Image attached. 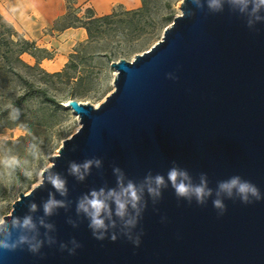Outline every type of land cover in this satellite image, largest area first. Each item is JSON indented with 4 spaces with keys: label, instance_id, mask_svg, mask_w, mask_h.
<instances>
[{
    "label": "water",
    "instance_id": "water-1",
    "mask_svg": "<svg viewBox=\"0 0 264 264\" xmlns=\"http://www.w3.org/2000/svg\"><path fill=\"white\" fill-rule=\"evenodd\" d=\"M179 9L147 50L110 62L113 89L97 106L63 104L79 127L3 216L0 239L28 242L0 249V264H264V6L181 0ZM87 161L83 179L71 173L72 163ZM172 169L204 187L202 200L176 194ZM53 175L65 182L63 195ZM157 176L164 183L154 195ZM233 178L253 185L259 198L248 193L245 201L239 185L221 188ZM129 183L137 208L129 205L120 218L110 200L106 230L94 235L80 200ZM50 199L61 206L46 214ZM26 217L35 227L23 226Z\"/></svg>",
    "mask_w": 264,
    "mask_h": 264
},
{
    "label": "rangeland",
    "instance_id": "rangeland-1",
    "mask_svg": "<svg viewBox=\"0 0 264 264\" xmlns=\"http://www.w3.org/2000/svg\"><path fill=\"white\" fill-rule=\"evenodd\" d=\"M180 2L181 0H150L149 13L134 17L138 20L134 29L124 22L102 24V32L75 44L58 70H49L44 62L41 63L43 59L49 58L40 61L39 66L45 71H62L61 75L47 76L39 70H33V77L30 79L45 86L48 93L60 100L62 105L66 99L75 98L97 106L113 89L115 69L110 62L120 58L131 60L135 54L147 50L157 42L163 29L170 24L171 17L180 14ZM68 6L79 9L78 15H82L85 8L71 3ZM114 10L120 13L127 9L117 6ZM119 18L129 17L121 13L115 17ZM52 29L54 28L50 26L44 31L51 34ZM37 45L46 48L52 55L50 58L54 56V46ZM72 53L71 62L74 66L68 67ZM31 57L22 54L23 60L29 64L35 61ZM19 88L10 79L0 80V156L16 155L21 159V167L15 171L0 166V217L10 212L12 203L20 192L27 193L40 181L42 169L51 164L48 158L55 155L62 140L71 136L79 127L78 117L71 108L60 109L53 104L41 102L39 98H30L22 105L18 120L10 118L7 107ZM32 145H36L38 152ZM26 171L32 172V175L25 176Z\"/></svg>",
    "mask_w": 264,
    "mask_h": 264
},
{
    "label": "clouds",
    "instance_id": "clouds-1",
    "mask_svg": "<svg viewBox=\"0 0 264 264\" xmlns=\"http://www.w3.org/2000/svg\"><path fill=\"white\" fill-rule=\"evenodd\" d=\"M235 3L240 4L243 8H247L249 5L252 6L253 11H258L262 6H264V0H234ZM20 115V109L13 107L9 112L10 118L14 120H18ZM6 139V138H3ZM32 148L38 152L36 145H32ZM93 161H87L83 165H78L76 163H72L70 165V171L72 174L76 175L79 179L84 178V173L87 172L89 167ZM96 165L99 166V161H95ZM0 166L9 170L15 171L17 168L21 167V159L16 155H4L0 156ZM51 167V165H50ZM83 169V171H82ZM25 176H31L32 172L26 171L24 172ZM183 177L186 179V175L183 172H178L176 169H172L168 173V180L171 182L172 186L175 189V192L178 196L187 197L190 194H194L198 200H202V197L206 194L204 187H192L190 184L184 182ZM51 184L53 187L59 191L62 195L66 192L65 182L58 176L53 175L49 177ZM164 183L163 177L157 176L155 177V188L150 187L149 192L158 195V188L160 185ZM239 185L238 190L243 195V199L247 201L248 193H251L253 196L258 197L257 189L248 182L240 183L238 178H233L230 183H224L221 185L222 189H225L231 192V189L235 186ZM112 201L116 206V216L123 218L127 211L128 206L131 205V208L135 210L137 208V203L140 200V197L137 192V188L129 183L127 187L121 188L120 191L111 190L108 191L107 194L103 190L97 192H91L90 196H85L82 200H80L78 204V210L83 211L90 218V227L93 229V234L100 230H106L105 219L102 218L103 215L111 216V207L109 201ZM215 207L222 208V204L220 201L214 202ZM61 206V203L55 200L50 199L44 205V211L46 214H50L54 207ZM32 210H35V205H32ZM6 219L5 217H0V233H3L6 228ZM128 225H134L135 220L129 219L126 221ZM23 226L25 228L35 227L33 225L30 217H26L23 222ZM10 237V233L8 234ZM97 239H103V235H99L96 237ZM112 239L115 240L116 237L112 236ZM26 237H20L18 242H8L7 240L0 239V249L5 251H15L20 245L27 243ZM137 246L139 245V241H135ZM29 248L31 251L35 252L38 249V245L30 244Z\"/></svg>",
    "mask_w": 264,
    "mask_h": 264
},
{
    "label": "trees",
    "instance_id": "trees-1",
    "mask_svg": "<svg viewBox=\"0 0 264 264\" xmlns=\"http://www.w3.org/2000/svg\"><path fill=\"white\" fill-rule=\"evenodd\" d=\"M140 1L141 5L135 9H127L120 13L113 10L103 15H96L91 7H85L83 14L78 15L79 9L68 6L66 13L53 22L52 28L62 30L66 27L82 26L86 29L88 38H91L95 33L102 32L101 25L107 22H124L134 29L138 21L134 17L144 16L150 11V0ZM121 13L128 15L129 18L115 19ZM172 20L173 18L171 17ZM24 53L35 59L33 64L23 60L22 54ZM51 56V53L46 48L38 46L34 40L28 39L18 32L13 24L0 13V80L4 78L10 79L20 87L10 99L7 107L8 111H11L13 107L21 109L22 105L30 98H39L41 102L53 104L60 109L66 108L60 100L48 93L45 86L30 79L31 76L33 77V70H39L47 76H59L62 74V71L47 72L39 66L43 58H50ZM72 56L73 53L69 56L70 63L67 65L68 67L74 66L71 62Z\"/></svg>",
    "mask_w": 264,
    "mask_h": 264
},
{
    "label": "crops",
    "instance_id": "crops-1",
    "mask_svg": "<svg viewBox=\"0 0 264 264\" xmlns=\"http://www.w3.org/2000/svg\"><path fill=\"white\" fill-rule=\"evenodd\" d=\"M2 1V2H1ZM0 13L10 21L24 37L35 40L37 44L54 46V56L43 59L49 70H58L73 51L75 44L87 41L86 29L82 26L66 27L62 30L52 29L51 34L44 30L68 10V3L91 7L96 15L112 12L117 6L135 9L141 5L140 0H1ZM27 54V53H24ZM29 55V54H27ZM30 56V55H29ZM60 56V58H59ZM32 58V57H31ZM46 63V64H45Z\"/></svg>",
    "mask_w": 264,
    "mask_h": 264
}]
</instances>
